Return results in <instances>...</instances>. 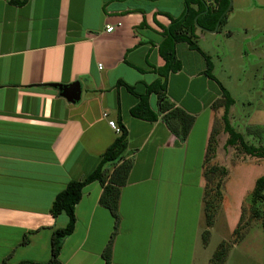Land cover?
I'll return each mask as SVG.
<instances>
[{
	"label": "crops",
	"instance_id": "obj_1",
	"mask_svg": "<svg viewBox=\"0 0 264 264\" xmlns=\"http://www.w3.org/2000/svg\"><path fill=\"white\" fill-rule=\"evenodd\" d=\"M185 11L184 0H27L20 6L0 0V264L51 259L54 233L69 220L65 214L53 217L51 206L71 181L96 170L119 136L109 121L127 129L125 158L133 160L119 200L112 263L213 264L215 250L225 242L230 252L223 264H242L230 262L241 253L242 240L235 242L233 235L253 189L241 191L240 211L235 218L224 212L219 227L224 195L211 237L207 244L203 240L204 162L218 114L214 104L222 98L220 84L228 90L216 61L221 42L232 33L196 32L201 51L211 57L212 79L201 52L169 37L172 23ZM107 26L116 29L107 32ZM172 47L181 68L165 79L159 73L166 65L162 51ZM160 79L166 80L168 100L195 117L183 144L163 115L155 122L131 115L139 99L126 85L144 95ZM74 83L80 84L81 96L70 103L61 88ZM229 93L235 101L231 124L243 133L260 127L246 121ZM149 104L159 111L156 94ZM200 128L202 139L194 144ZM102 193L97 181L83 189L61 264H106L103 253L114 218L100 205Z\"/></svg>",
	"mask_w": 264,
	"mask_h": 264
},
{
	"label": "trees",
	"instance_id": "obj_2",
	"mask_svg": "<svg viewBox=\"0 0 264 264\" xmlns=\"http://www.w3.org/2000/svg\"><path fill=\"white\" fill-rule=\"evenodd\" d=\"M27 0H11V3L17 6L23 5ZM186 11L185 14L178 20L172 23L171 30L169 32V37L173 43L185 42L190 48L201 52L207 60V74L210 78L215 79L212 74L213 63L211 57L203 53L197 43L196 32L198 28L195 24V19L198 17V24L208 30L214 31L219 20L220 27L226 23L227 14H225L228 6L229 0H186ZM208 7V11H206ZM225 14V15H224ZM163 57L166 61V65L160 69L159 73L166 79L168 73L178 71L181 68L180 62L177 61L176 53L174 47L170 48L168 52L162 51ZM162 77V78H163ZM220 84V83H219ZM128 91L137 96L139 99L138 104L131 110V115L137 119L155 122L158 120L160 115H163L162 119L170 129V131L175 135L178 144H183L195 123V117L186 113L181 108H176L168 98L166 97L167 84L166 80L160 79L152 85L147 86L146 93L140 95L135 93L133 87L126 85ZM222 90V98L214 104L215 106L222 102L221 107L224 108L223 122H224V132L228 135V139L225 143V149L227 147L239 148L243 154L257 158L258 160H264V142L260 145L248 144L245 137L251 136L257 138L258 140H263V135H261V127H248L246 132H239L229 120V110L234 105L235 101L232 98L229 91L220 84ZM156 94L158 96L159 111L157 113L153 112L150 108L149 97L151 94ZM120 129L119 136L113 142V144L106 150L102 155L101 161L96 168V170L88 175L83 180L71 181L67 187L59 193L52 206L51 214L53 217H59L60 215H67L68 225L65 229L57 230L54 233L53 245H52V257L48 262H31L25 261L20 264H61L59 260V255L63 247L64 240L70 236L76 226V207L80 203L83 196V189L92 182H99L103 187V193L100 198V205L107 208L112 217L114 218V230L110 241L108 242L103 257L106 264L112 263V244L114 237L118 233L120 224V214H119V200L121 197L122 188L128 183L130 172L133 168V160L126 159L125 153L128 148V131L123 124L117 125ZM215 137L214 130L209 139L206 158L204 162L207 163L208 155L211 152H215ZM112 169V171H111ZM222 175L225 177L228 170L224 167L219 169ZM208 185V184H207ZM217 191L208 200L207 191L205 192V210H206V230L203 233L204 244H207L210 237L209 229L214 223L215 215L211 210H209V205L215 203V200L222 205L223 203V193L221 188L224 186V182H219L217 185ZM220 188V190H219ZM246 201L258 211V205H264V174L256 181L253 190L249 193ZM259 213V212H257ZM259 215V214H258ZM244 217V205L242 208V215L239 225L234 232V241L238 242L242 240L244 235L249 231L242 229L244 225L242 224ZM264 216H261L263 218ZM264 229V218L261 223ZM230 246L222 242L219 245V249L213 255L214 264H223L228 255ZM7 264V263H3Z\"/></svg>",
	"mask_w": 264,
	"mask_h": 264
},
{
	"label": "rangeland",
	"instance_id": "obj_3",
	"mask_svg": "<svg viewBox=\"0 0 264 264\" xmlns=\"http://www.w3.org/2000/svg\"><path fill=\"white\" fill-rule=\"evenodd\" d=\"M232 2V8L227 14L226 23L222 26V31L232 33V38L228 42L224 40L220 44L221 56L220 60L216 61L219 68L218 75L220 79L224 80L228 90L237 97V110L240 111L239 113L245 116L249 124L256 125L258 123L261 125V135L264 138V0H232ZM223 53L227 54L228 59L223 58ZM232 57L234 60H231ZM249 102L251 103L249 104ZM221 105L222 102H219L215 106V109L218 110L213 129L216 139L215 152L209 153L205 164V177L208 184H206L205 192L207 191L209 196L208 200L217 191L216 185L221 181L224 182V186L219 190L222 191L223 198L225 195L227 199L221 213H219L221 204L216 200L215 203L209 205V210L215 216L219 213V218H217L219 227H222L221 222L224 219L222 217L224 212L228 211L231 213V217L235 218V211H240L237 201L241 191L243 189H253L256 181L264 174V160L247 156L239 148L227 147L225 149L228 135L224 132L222 119L224 108ZM202 132V128L198 129L193 140L194 144L201 141ZM245 139L248 144L260 145L262 141L264 142V139L260 141L247 135ZM175 156H178V154H175ZM221 167L228 170L225 177L219 171ZM176 171V169L173 170L172 174ZM204 194L202 193V197H204ZM257 208L258 211L245 199L242 222L244 227L242 229L245 228L246 231H249L241 241L240 255L236 253L235 256H231V263L264 264V229L261 225L264 217L260 219L261 216H264V205L260 204ZM203 217H205L204 224L206 223V210ZM233 236L235 237V235ZM217 237L212 240L213 244H217ZM227 239H230V237L227 236ZM218 249L219 246L215 252Z\"/></svg>",
	"mask_w": 264,
	"mask_h": 264
},
{
	"label": "water",
	"instance_id": "obj_4",
	"mask_svg": "<svg viewBox=\"0 0 264 264\" xmlns=\"http://www.w3.org/2000/svg\"><path fill=\"white\" fill-rule=\"evenodd\" d=\"M184 1H186V0H184ZM232 4H233L232 0H229V6H228L225 14L228 13L231 10ZM206 11H208V7H206ZM221 19L219 20V22H218V24H217V26H216L214 31H211V30H208V29H205V28L201 27L198 24V17H196V19H195V24H196L197 28L199 30H201V31L208 32V33H216V32H218V29L220 27ZM61 92H62V96L70 103H75V102L80 100L81 88H80V84L79 83H74V84H71V85L66 86L64 88H61Z\"/></svg>",
	"mask_w": 264,
	"mask_h": 264
},
{
	"label": "built area",
	"instance_id": "obj_5",
	"mask_svg": "<svg viewBox=\"0 0 264 264\" xmlns=\"http://www.w3.org/2000/svg\"><path fill=\"white\" fill-rule=\"evenodd\" d=\"M121 24L118 25V27H120ZM116 28L113 27V26H107V32H113ZM101 67V65H100ZM106 117V115H104ZM109 126L115 130L116 133H120V129L119 127L117 126V124L114 122V121H109Z\"/></svg>",
	"mask_w": 264,
	"mask_h": 264
}]
</instances>
